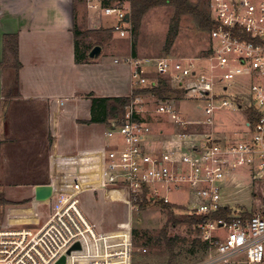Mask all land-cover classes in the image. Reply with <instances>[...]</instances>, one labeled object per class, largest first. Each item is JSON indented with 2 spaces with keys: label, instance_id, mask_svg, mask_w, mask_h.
<instances>
[{
  "label": "built area",
  "instance_id": "1",
  "mask_svg": "<svg viewBox=\"0 0 264 264\" xmlns=\"http://www.w3.org/2000/svg\"><path fill=\"white\" fill-rule=\"evenodd\" d=\"M97 1L89 6L112 16L120 37L129 36L124 2ZM208 10L214 24L204 57L114 60L130 66L138 88L162 78L182 90L201 119L186 120L166 99L157 112L172 115L176 128L156 137L163 132L136 120L132 102L120 121L107 126L112 142L104 152L102 184L124 190L134 205L143 195L171 203L168 193H186L184 212L203 217L197 228L207 242L203 258L191 264H264V206L237 212L226 196L242 185L239 177L264 184V0H208ZM228 112L231 119L240 113L237 130L218 135L217 120ZM224 208L230 213L216 217ZM132 247L129 226L100 231L75 192L38 227H0V264H59L62 256L60 264H131Z\"/></svg>",
  "mask_w": 264,
  "mask_h": 264
},
{
  "label": "crops",
  "instance_id": "2",
  "mask_svg": "<svg viewBox=\"0 0 264 264\" xmlns=\"http://www.w3.org/2000/svg\"><path fill=\"white\" fill-rule=\"evenodd\" d=\"M90 1L0 0V192L11 201L28 200L29 203L26 201L20 207L24 213L31 211L18 216L16 210L20 207H5V217L10 215L11 209L13 216L18 217L7 227L40 226L74 192L76 183L79 184L76 192L81 190L80 193L92 194L95 209L90 212L84 209V213L100 231L113 229L124 219L126 211L122 201H127L126 192L102 184L104 152L112 142L106 136L108 124L83 121L91 117V101L86 97L87 93L97 96L130 94L133 89L130 66L114 61L126 57L130 51L121 52L113 45L111 54L108 52L105 57H100L101 53L99 57L91 58L88 55L91 48H87L82 52H86L88 60L76 62L74 27L81 31L85 28L100 30L107 27L109 20V27L112 23L111 17L89 6ZM103 33L104 30L98 35ZM13 34H17L20 62L16 86L11 61L6 58L4 63V36ZM109 38L108 34L100 38L103 39L100 40L101 51L103 43L109 45ZM166 99L180 114L183 104L190 101L186 97ZM159 115L169 118L171 123L169 129L160 127L155 130L163 132L155 133L156 137H164L176 126L172 115ZM224 117L220 115L217 120L218 135L230 129L236 132L238 117L235 116L230 125L223 128L221 120ZM47 187L50 190H46ZM175 192L186 195L174 191L167 196ZM9 195L19 196L11 198ZM103 200L114 206L117 202V207H121L118 209L121 218L110 224L104 223L97 212V205ZM39 208L46 210L41 218L36 217ZM34 221L35 224H31Z\"/></svg>",
  "mask_w": 264,
  "mask_h": 264
},
{
  "label": "rangeland",
  "instance_id": "3",
  "mask_svg": "<svg viewBox=\"0 0 264 264\" xmlns=\"http://www.w3.org/2000/svg\"><path fill=\"white\" fill-rule=\"evenodd\" d=\"M189 1L193 4H200V6L202 7L205 6V8L208 6V0ZM114 3L116 4L117 2H113V4ZM124 7L128 10L129 3L124 2ZM172 15L173 8L169 5H160L152 7L144 14L141 19L139 33L137 37L136 51L138 57H157L168 55L170 57L178 56L184 58L195 56L204 57V55H206L205 53L209 50V32L200 30L197 27L195 20L189 14H184L181 16L178 34L173 44L167 51L163 49L165 36L168 31L169 20ZM111 18L113 17L111 16ZM109 21L108 24H106L107 27L101 28L100 30L86 28L82 29V32H85V34L79 38V50L82 51L87 48H92L96 44H102L100 40L103 39L100 38H105V35L108 34V36L110 37L108 40L109 45L103 43L102 51L100 52V54L102 53V55L100 57H105L109 53L111 54L114 49L113 45L120 49L121 52H129L131 33L127 37H120L117 32L113 31L112 28L109 27ZM103 30L105 31V33H103L102 35H98L100 34V31ZM99 55L97 57H99ZM132 88L135 89L138 88V86H135L133 84ZM131 93L132 91L130 92V94ZM185 97V95H182L183 99H185ZM190 101H188L187 104H183V106L185 105L182 108L183 118H185L186 120H200L201 112L194 108L193 102ZM133 102L134 109L139 113V116L144 120L150 122L151 127L154 130H157V128L160 127L167 129L171 127V123L169 122L170 119L158 114L157 105L160 101H158L157 98H155L154 96L140 95L135 97ZM27 113L30 117V123H32L31 121H33V118L31 116L30 111L28 110ZM224 114L225 117L221 121L224 122L223 128H227L232 122L230 116L231 113L228 112ZM234 114H236L237 117H240L239 112H235ZM239 180L241 181L242 185L235 188L231 195H226L230 206L233 208V210L237 212L240 210H245L250 213H256L258 211H261L264 206V184H257L254 181L249 183L247 178L239 177ZM74 192L76 193L79 199V203L83 211L85 209L90 212V210L95 209L91 199L92 194L90 192L80 193L81 190L80 192H76L74 190ZM9 196L11 198H15L19 195ZM125 197L127 201H122V204L124 205V209L126 211L124 219L119 222L120 224L113 227V229L106 228L103 229L105 231H101L113 232L121 230L122 228L127 226L130 227L133 245L131 264H191L203 258L205 254L202 246H197L193 242L194 239L198 237L203 240L200 237V230H197L196 226L189 225L186 222L177 223V225L172 228L167 225V220L170 217L174 216L177 218H183L182 215L187 214L184 212L186 198L182 193L175 192L169 195L170 201L174 203V205L178 206L172 210V213L161 208L160 204L158 203L161 201V195H158L151 199L152 202L146 204V206L142 208H140L138 205H134L132 200H130L129 202L127 195H125ZM26 201L28 200L11 201L8 204L0 206V227H7V224H11L13 222L12 219L16 220L18 218L17 216H13L14 214H12L13 212H11L12 209L9 210L10 215L7 214L8 218L7 216L5 217V207L11 206L12 208H17L20 207ZM117 206H119L117 202L115 206L104 200L98 203L97 212L104 221V223L110 224L113 223L116 219L121 218V213L118 210L121 207ZM126 208L128 210V213ZM17 209L18 211L16 210V212L19 214L18 216L25 215L29 212L31 213V211H27L26 213H24L25 210L21 207ZM45 212L46 210L39 208V212L36 217L41 218V216H43ZM48 217L49 216H47L45 221L48 219ZM45 221H43L41 224H43ZM31 224H35V221ZM24 225L27 224H20V226ZM164 228H166L167 235L177 237L176 245L173 248L172 252L165 248L166 245L163 241H161L160 244L155 243L156 236H158L160 231ZM134 231H136L137 233L136 240L135 237H133ZM148 237H150L152 240H148ZM146 240L147 242H145Z\"/></svg>",
  "mask_w": 264,
  "mask_h": 264
},
{
  "label": "trees",
  "instance_id": "4",
  "mask_svg": "<svg viewBox=\"0 0 264 264\" xmlns=\"http://www.w3.org/2000/svg\"><path fill=\"white\" fill-rule=\"evenodd\" d=\"M127 1L129 3V23H130V33H131V42H130V55L137 56L136 46H137V37L139 33V27L141 19L144 14L155 6L160 5H169L173 8V15L171 16L168 24V31L165 36L164 41V50H168L173 44L179 29L180 18L184 14H189L195 20L197 27L200 30L210 32L213 28V21L211 19L208 6L205 8L200 6V4H193L189 0H102L103 5H108L113 2L123 3ZM113 30V29H112ZM74 39H75V60L76 62H82L88 60V55L86 52L79 50V38L85 34V32L80 31L76 26L73 29ZM207 51L205 54H208ZM6 58L11 61V67L14 70L13 84L16 86L18 81V69L20 67V62L18 58V40L17 34L5 35L4 36V63L6 64ZM140 95H152L157 99H166V98H182L184 95L183 91L177 88H173L168 84L164 79L159 78L158 83L152 87L144 88H135L132 90V93L126 96H97L94 93L90 92L86 94L91 101V117L88 120H84L85 123L99 122L110 124L111 121H120L128 108L132 104L135 97ZM136 120H139L141 117L136 114L134 116ZM151 197H145L143 195L142 199H137V204L140 208L145 207L146 204L152 202ZM11 200L5 198L3 193L0 192V206L10 203ZM163 210H167L172 213V210L178 206L171 203H164L162 200L158 202ZM230 213L229 208H224L217 216L225 217ZM1 214V213H0ZM183 218L170 217L167 220V225L171 228L175 227L177 223L186 222L189 225L196 226L203 219L202 216H197L195 214H183ZM182 219V220H179ZM198 230V228H197ZM136 231H134L133 237L136 240ZM176 236L167 235L166 228L162 229L158 236H156L155 243L160 244L163 241L166 245V249L172 252L173 248L176 245ZM148 240H152L148 237ZM147 242V240L145 241ZM194 244L197 246H202L205 251L207 249V242L201 240L199 237L194 239ZM145 244V243H144Z\"/></svg>",
  "mask_w": 264,
  "mask_h": 264
},
{
  "label": "water",
  "instance_id": "5",
  "mask_svg": "<svg viewBox=\"0 0 264 264\" xmlns=\"http://www.w3.org/2000/svg\"><path fill=\"white\" fill-rule=\"evenodd\" d=\"M125 20L129 21V12L126 13ZM100 52H101V46L99 44H97L91 48L88 55H89V57L94 58V57H97L100 54ZM42 190H45V188H43ZM46 190H50V187H47ZM38 196H41V195H38ZM75 247H78V244H76ZM64 262H65V257L62 256L58 263L60 264V263H64Z\"/></svg>",
  "mask_w": 264,
  "mask_h": 264
}]
</instances>
